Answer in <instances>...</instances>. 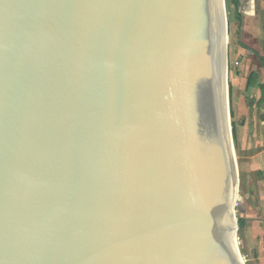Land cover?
Instances as JSON below:
<instances>
[{
    "label": "water",
    "instance_id": "1",
    "mask_svg": "<svg viewBox=\"0 0 264 264\" xmlns=\"http://www.w3.org/2000/svg\"><path fill=\"white\" fill-rule=\"evenodd\" d=\"M221 47L222 0H0V264H242Z\"/></svg>",
    "mask_w": 264,
    "mask_h": 264
},
{
    "label": "rangeland",
    "instance_id": "2",
    "mask_svg": "<svg viewBox=\"0 0 264 264\" xmlns=\"http://www.w3.org/2000/svg\"><path fill=\"white\" fill-rule=\"evenodd\" d=\"M238 2L240 21L231 0H223L227 122L237 176L236 225L244 219V228L237 225L235 245L242 264H259L264 243V103L258 104L259 86L264 85V0ZM251 73L255 77L248 87Z\"/></svg>",
    "mask_w": 264,
    "mask_h": 264
},
{
    "label": "bare ground",
    "instance_id": "3",
    "mask_svg": "<svg viewBox=\"0 0 264 264\" xmlns=\"http://www.w3.org/2000/svg\"><path fill=\"white\" fill-rule=\"evenodd\" d=\"M221 76H220V90H221V100H222V112H223V122H224V130H225V139L226 144H227V154L231 163V167L233 169V174L236 177V169H235V161L233 158V152H232V144H231V139H230V133H229V127H228V122H227V101H226V91H225V75L226 71L224 69L225 65V18H224V9H223V0H222V47H221ZM234 198L233 196L230 201L228 202V220H227V229L231 236L233 237L234 234V223H233V205H234Z\"/></svg>",
    "mask_w": 264,
    "mask_h": 264
},
{
    "label": "trees",
    "instance_id": "4",
    "mask_svg": "<svg viewBox=\"0 0 264 264\" xmlns=\"http://www.w3.org/2000/svg\"><path fill=\"white\" fill-rule=\"evenodd\" d=\"M239 0H231L233 8H234V12H235V17L238 21H240V14L238 13V6H239ZM255 77L254 73H251L249 76V79L247 81V86L250 87L252 85V80ZM260 89V99L258 100V104L259 103H264V85H260L259 86ZM238 228L242 229L244 228V219H239L237 222Z\"/></svg>",
    "mask_w": 264,
    "mask_h": 264
},
{
    "label": "crops",
    "instance_id": "5",
    "mask_svg": "<svg viewBox=\"0 0 264 264\" xmlns=\"http://www.w3.org/2000/svg\"><path fill=\"white\" fill-rule=\"evenodd\" d=\"M260 252L259 264H264V243L260 246Z\"/></svg>",
    "mask_w": 264,
    "mask_h": 264
}]
</instances>
